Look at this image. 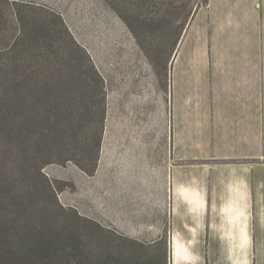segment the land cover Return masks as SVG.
Instances as JSON below:
<instances>
[{"label": "crops", "instance_id": "1", "mask_svg": "<svg viewBox=\"0 0 264 264\" xmlns=\"http://www.w3.org/2000/svg\"><path fill=\"white\" fill-rule=\"evenodd\" d=\"M201 12L207 17L199 41L207 53H194L211 69L224 65L231 81L225 92L237 102L225 105L219 120L221 107L212 100L218 87H211L212 128L192 131L200 146L190 154L183 151L185 128L175 122L171 135L119 137L102 197L110 201L112 226L135 231L139 240L168 237L169 264H264V0H209L180 42L177 73ZM203 109L201 101L195 110Z\"/></svg>", "mask_w": 264, "mask_h": 264}, {"label": "rangeland", "instance_id": "2", "mask_svg": "<svg viewBox=\"0 0 264 264\" xmlns=\"http://www.w3.org/2000/svg\"><path fill=\"white\" fill-rule=\"evenodd\" d=\"M32 1L53 7L63 14L74 37L88 52L103 77L107 93L102 131L104 104L100 96L92 98L90 89L84 87L71 70L61 106L65 111L64 129L59 131L65 140L66 160L44 168L65 209L60 213L54 210L53 214L58 213L65 225L81 238L88 254H95L103 260L111 254L114 264H142L153 256L162 264H169L168 237L156 242L151 237L139 240L137 237L140 235L135 231L112 226L111 214H108L110 201H104L102 195L110 189L112 147L117 146L114 143L119 137L138 142L145 136L171 135V126L175 122L185 128L181 137L184 140L183 151L190 154L200 146L198 139L191 137L192 131L195 128L200 131L202 126L212 128L211 87H218V93H213L212 100L214 107H221L217 116L219 120H223L224 106L237 102L232 100L235 97L225 92L231 81L225 74L224 65L217 64L211 69L210 64H204V57L198 58L194 53L196 47L205 48L199 41V35L207 13L198 15L197 27L189 33L181 48L179 72L175 71L174 65L180 45L170 59L166 76L163 65L154 57L155 48L149 42L144 47L138 45L125 21L103 0ZM218 19L221 21L222 18ZM157 41L161 42L163 49L168 47L162 38H157ZM204 51L207 53V49ZM214 52L219 58L226 54L222 46ZM12 91L0 117V169L7 164L10 173L19 174V92ZM237 97L239 101L246 98L244 94ZM201 101L204 109L199 114L195 109L200 108ZM35 103L43 111L50 108V103L44 98L37 101L31 95L27 98L25 118L31 120L30 113H34ZM28 130L25 126V132ZM179 134L182 133L179 131ZM24 138L20 171L26 167L24 144L29 145L30 140L28 135ZM203 143L208 147L207 136ZM95 161L97 169L89 173ZM35 173L33 181L38 179Z\"/></svg>", "mask_w": 264, "mask_h": 264}, {"label": "trees", "instance_id": "3", "mask_svg": "<svg viewBox=\"0 0 264 264\" xmlns=\"http://www.w3.org/2000/svg\"><path fill=\"white\" fill-rule=\"evenodd\" d=\"M103 1L125 21L138 45L144 47L149 42L155 48L154 57L163 65L166 76L170 59L191 20L209 3V0ZM157 38L166 41L168 47L163 49ZM0 41V117L12 90L19 92V174L10 173L7 164L0 169V264H114L111 254L105 260L88 254L81 238L65 225L58 213L53 214L54 210L60 213L65 209L52 180L44 172L46 165L66 160L65 140L59 131L64 129L65 111L61 106L71 70L90 89L92 98L100 96L104 104L102 131L107 96L103 77L74 37L63 14L45 4L0 0ZM31 95L37 101L44 98L50 103L49 112L35 103L34 113H30L32 121L24 117ZM25 126L30 133L25 132ZM27 135L30 140L29 145L24 144L26 167L20 171L21 144ZM96 169L97 162L88 172ZM33 173L38 178L34 181ZM142 264L162 263L153 256Z\"/></svg>", "mask_w": 264, "mask_h": 264}]
</instances>
